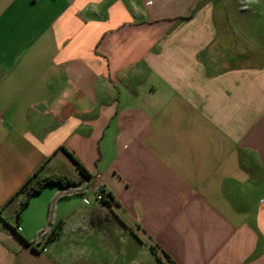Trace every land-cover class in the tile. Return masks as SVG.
<instances>
[{
  "label": "crops",
  "instance_id": "obj_1",
  "mask_svg": "<svg viewBox=\"0 0 264 264\" xmlns=\"http://www.w3.org/2000/svg\"><path fill=\"white\" fill-rule=\"evenodd\" d=\"M0 264H264V0H0Z\"/></svg>",
  "mask_w": 264,
  "mask_h": 264
},
{
  "label": "trees",
  "instance_id": "obj_2",
  "mask_svg": "<svg viewBox=\"0 0 264 264\" xmlns=\"http://www.w3.org/2000/svg\"><path fill=\"white\" fill-rule=\"evenodd\" d=\"M59 186L63 191L57 196L56 199H63V198H68L71 197L72 195H80V194H84L86 192L87 186L84 184L80 187H78L77 184H75L74 182L66 179V178H62V177H57V176H51L48 178L43 179L41 182H39L37 184V186L35 188L32 189H28L26 192L27 195V199L31 198L32 196L37 195L44 187L47 186ZM28 187V183L22 188L23 190ZM21 189V191H22ZM112 197L109 193H106L105 195V200L103 201V205L109 207L110 204H112ZM26 203H23L22 206H25ZM44 236H47L46 238V242H48L49 240H52L55 237V234L53 231H51L50 233H47L46 230H44L43 232H41L38 236L37 239L35 240V244H38L40 239L43 238ZM45 242V243H46ZM153 253H155V250L153 248L150 249Z\"/></svg>",
  "mask_w": 264,
  "mask_h": 264
},
{
  "label": "built area",
  "instance_id": "obj_3",
  "mask_svg": "<svg viewBox=\"0 0 264 264\" xmlns=\"http://www.w3.org/2000/svg\"><path fill=\"white\" fill-rule=\"evenodd\" d=\"M106 191L104 190L103 186L99 183H97L95 186L92 188V195L93 199L96 203L102 204L103 201L105 200V195ZM86 202H88V198L85 199Z\"/></svg>",
  "mask_w": 264,
  "mask_h": 264
},
{
  "label": "rangeland",
  "instance_id": "obj_4",
  "mask_svg": "<svg viewBox=\"0 0 264 264\" xmlns=\"http://www.w3.org/2000/svg\"><path fill=\"white\" fill-rule=\"evenodd\" d=\"M93 196V195H92ZM91 195H89L88 197L91 198L92 197Z\"/></svg>",
  "mask_w": 264,
  "mask_h": 264
}]
</instances>
